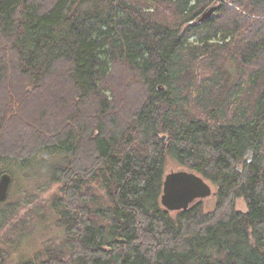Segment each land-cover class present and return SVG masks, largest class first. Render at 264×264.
I'll use <instances>...</instances> for the list:
<instances>
[{"label": "trees", "instance_id": "trees-1", "mask_svg": "<svg viewBox=\"0 0 264 264\" xmlns=\"http://www.w3.org/2000/svg\"><path fill=\"white\" fill-rule=\"evenodd\" d=\"M170 1L185 16L184 28L161 21L148 0H0V91L8 98L6 106L0 101V150L20 115L15 77L31 86L27 96L41 88L47 98L58 95L55 118L75 107L62 123L43 122L48 137L32 155L0 154L21 164L41 154L57 158L47 175L61 183L53 206L69 258L51 251L40 263H21L264 264V0H221L218 15L203 21L213 0ZM223 30L237 63L250 66L256 90L246 107L229 110L226 90L237 74L229 79L219 64L206 76L217 80L215 88L196 94L208 103L206 118L197 117L188 108L197 58L189 38L206 48ZM61 63L68 71L64 96L52 88ZM93 98L98 103L84 126L76 118ZM167 159L215 187L211 210L201 201L174 212L162 207ZM238 198L246 211L235 208Z\"/></svg>", "mask_w": 264, "mask_h": 264}, {"label": "rangeland", "instance_id": "rangeland-1", "mask_svg": "<svg viewBox=\"0 0 264 264\" xmlns=\"http://www.w3.org/2000/svg\"><path fill=\"white\" fill-rule=\"evenodd\" d=\"M225 1L229 6H233L230 3L232 0ZM214 3L219 6L221 0H213L208 5L211 6ZM148 4L150 5L149 10L155 13L161 21L173 26L181 25L183 28L188 24L183 23L185 16L179 15L176 12L174 4L170 0H148ZM201 6L203 5H198V7ZM234 8L238 11L242 9L237 5ZM219 11L220 8L212 14V17H216ZM225 17L227 16L225 15ZM226 24L227 22L225 21L219 22L217 27L219 29L225 28ZM221 33L227 34L228 38L219 41L218 39L221 37ZM232 40L233 38L229 35L228 30L219 31L213 39L209 38L206 48L200 47L202 43L200 40L196 42L195 36L189 38V42L194 45L188 46V50L192 54L197 52V58L194 61L193 80L187 83L192 89L190 92L192 96L189 98L188 108L197 117L206 118L208 103L204 99L197 98L198 96L196 94L198 93L199 96H204L205 92L209 89L212 91L215 88L217 80L207 78L206 76L209 75L215 66H219V64L223 65L226 69V74L229 76V79L237 74L232 84H230V81L228 82V89L226 90V94L230 95L227 100L228 109L232 110L240 106L246 107L248 105L247 102L252 99L256 86L250 76L251 68L250 66L244 67L237 63L236 55L233 54L231 48L228 49V46H226V44H229V46L232 45ZM64 69H66L65 64H58L56 75L60 82L52 85V88H54L55 92L60 93V96H64L68 90L65 87L67 84L66 78L68 77L65 75L68 71L63 72ZM116 74L121 77L122 69ZM19 80L18 77H15L14 88L16 98L22 102L17 111L20 115L14 117L9 123L8 129H5L4 144L1 147L2 151L0 150V154L15 155L17 157L32 155L39 144L45 142L48 135L45 133L46 127L43 126V122L61 118L59 122L62 123L67 114L75 111L74 107V109L60 113L55 118L51 112V104L54 103V96L58 95L47 98L41 91V88L40 92L42 94L38 90L39 94L36 93L27 96L23 91L30 90L29 88L31 86L27 82L19 86ZM130 82L131 79L128 80V85ZM6 90L10 93L12 89L6 88ZM102 92L106 96H109L111 88L104 86ZM4 93L6 92L4 91ZM0 101L4 106L8 103V98L4 97L1 91ZM97 103L98 100L93 98L92 102L81 105L85 111V116H82L81 119L76 118V121L80 122L81 120L85 126ZM42 107L47 108L45 113ZM57 109L60 108L53 107L54 111ZM62 111L65 110L63 109ZM29 124L34 126L33 129H35V132H30L26 128L25 125L28 126ZM36 132L39 134L37 137L34 136ZM56 161V157L51 155L45 156V154L37 156L36 159L28 164H21L19 160L10 158L0 159V173L9 171L8 173L12 177L7 197L0 203V264H24L21 262L28 259L32 260L29 262L40 263L50 256L51 251L62 252L64 254V260H68L70 254L69 249L68 247H62L66 232L58 226L56 221L58 213L53 206L57 195L60 193L61 183L51 182L47 175L48 166ZM178 168L184 167L179 166L171 159H167L165 173ZM92 187L101 197V201L105 202L104 191L100 185L93 183ZM212 191H215L213 185ZM215 199V196H209L201 200L204 204V209L211 210L214 207ZM235 208L243 212L247 210L242 198L236 200Z\"/></svg>", "mask_w": 264, "mask_h": 264}, {"label": "water", "instance_id": "water-1", "mask_svg": "<svg viewBox=\"0 0 264 264\" xmlns=\"http://www.w3.org/2000/svg\"><path fill=\"white\" fill-rule=\"evenodd\" d=\"M216 9V3L208 6L200 15L199 21L210 18ZM11 181L12 177L8 172L0 174V202L6 199ZM216 195L217 192L212 191V185L201 175L187 168H178L164 174L160 204L167 211L174 212Z\"/></svg>", "mask_w": 264, "mask_h": 264}]
</instances>
